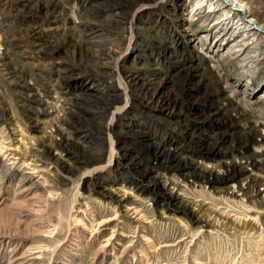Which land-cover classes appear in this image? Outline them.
Returning <instances> with one entry per match:
<instances>
[{
    "label": "rangeland",
    "instance_id": "rangeland-1",
    "mask_svg": "<svg viewBox=\"0 0 264 264\" xmlns=\"http://www.w3.org/2000/svg\"><path fill=\"white\" fill-rule=\"evenodd\" d=\"M217 1L0 0V264H264V30Z\"/></svg>",
    "mask_w": 264,
    "mask_h": 264
},
{
    "label": "bare ground",
    "instance_id": "bare-ground-1",
    "mask_svg": "<svg viewBox=\"0 0 264 264\" xmlns=\"http://www.w3.org/2000/svg\"><path fill=\"white\" fill-rule=\"evenodd\" d=\"M210 1L212 2V0ZM202 7L197 9L200 10ZM211 7H213V11H211L213 14L220 15L216 18L215 27H223L226 29L225 31L238 36L234 41L226 43L224 47L231 44L229 51L233 54H239L242 50L246 52L250 46L237 51L238 48L242 47L237 44L238 42H242L244 45L248 43H251L252 46L256 45L259 41L255 39L258 32L264 30V8L259 11L255 10L249 0H218L216 4H211ZM226 13L230 14L226 15ZM235 16L236 18H234ZM224 37L218 40L216 45L220 44Z\"/></svg>",
    "mask_w": 264,
    "mask_h": 264
}]
</instances>
